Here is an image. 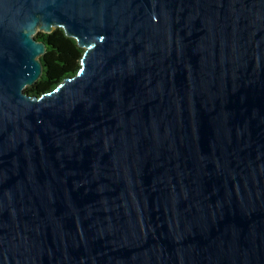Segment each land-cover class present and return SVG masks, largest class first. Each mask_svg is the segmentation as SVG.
Returning a JSON list of instances; mask_svg holds the SVG:
<instances>
[{"label": "water", "instance_id": "water-1", "mask_svg": "<svg viewBox=\"0 0 264 264\" xmlns=\"http://www.w3.org/2000/svg\"><path fill=\"white\" fill-rule=\"evenodd\" d=\"M0 264H264V0H0Z\"/></svg>", "mask_w": 264, "mask_h": 264}, {"label": "trees", "instance_id": "trees-1", "mask_svg": "<svg viewBox=\"0 0 264 264\" xmlns=\"http://www.w3.org/2000/svg\"><path fill=\"white\" fill-rule=\"evenodd\" d=\"M35 36L46 43V50L40 55L43 71L25 89L30 94L40 95L79 70L84 47L79 46L77 40L67 35L60 26L49 32L38 30Z\"/></svg>", "mask_w": 264, "mask_h": 264}]
</instances>
